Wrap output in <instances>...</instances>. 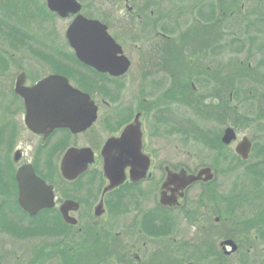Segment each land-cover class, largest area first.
I'll return each mask as SVG.
<instances>
[{
    "label": "flooded vegetation",
    "instance_id": "1",
    "mask_svg": "<svg viewBox=\"0 0 264 264\" xmlns=\"http://www.w3.org/2000/svg\"><path fill=\"white\" fill-rule=\"evenodd\" d=\"M15 1L0 0V264H264V0ZM78 17L124 73L82 61L110 53L98 31L77 52ZM125 42L148 92L127 93ZM189 94L198 116L173 117ZM167 120L184 140L162 154Z\"/></svg>",
    "mask_w": 264,
    "mask_h": 264
},
{
    "label": "water",
    "instance_id": "2",
    "mask_svg": "<svg viewBox=\"0 0 264 264\" xmlns=\"http://www.w3.org/2000/svg\"><path fill=\"white\" fill-rule=\"evenodd\" d=\"M50 1V7L54 5V0H49ZM63 6L65 7L66 10H73V11H78L79 5L76 3L75 0H65L63 3ZM99 24L94 21H86L82 17H78L76 22H74L71 27L68 30V37L75 43V45L78 47L77 52L80 53H87L89 50H98L101 41H103L105 44L108 43V50L110 53L109 60L105 61L108 63L107 66H101V60H96V59H86L82 58V61L86 64L93 65L95 68L101 71H110L114 73L115 75L118 76V74L124 73L128 69V60L121 56L118 58V64L114 63V61L111 59V56L115 53H121L120 48L114 43V41L111 39L110 36L106 35L107 33L105 31H100L99 29ZM104 30V28H103ZM97 31L101 34L100 37L102 40H97L99 39V35ZM86 46L87 49L84 47ZM83 49H82V48ZM81 56V55H80ZM76 94L78 98H85L88 99V96L85 94L80 93L79 91H76ZM69 126H79V124H67ZM232 139L230 131H226L225 135L222 138V141L224 143H229V141ZM112 178L114 177L113 174H111ZM199 177V176H198ZM196 178H191V181H194ZM117 183H114L113 185H116Z\"/></svg>",
    "mask_w": 264,
    "mask_h": 264
},
{
    "label": "rangeland",
    "instance_id": "3",
    "mask_svg": "<svg viewBox=\"0 0 264 264\" xmlns=\"http://www.w3.org/2000/svg\"><path fill=\"white\" fill-rule=\"evenodd\" d=\"M15 2H17L18 4H20V2H23L22 0H16ZM19 15V13H17ZM20 16V15H19ZM37 22V18H34ZM29 25H31V27L33 26L34 30H36L37 32L39 31L40 28V24L37 25V23H35V21H33L31 19ZM124 51L125 54H127L128 57H130V59L132 60V67L131 70L127 76V81L125 85L127 88V93L129 96L135 94L136 90L138 89V84L141 85L142 88H145L146 92H148L147 89H149V80H146L145 83H137L136 82V77H135V71H137L138 69L141 68V64H140V58L139 55L137 54L138 50L136 49V45L131 44V43H126L124 44ZM226 57L222 58V64H225L228 62L227 59H225ZM151 90V89H150ZM226 90V89H224ZM203 94H206V92H202ZM191 94V93H190ZM188 96V106L183 107L181 102H174L173 105H169V109L172 111V116L176 117V118H183V119H191L195 116H198L199 112H197V108H191V105L195 103V100H197L196 98H192L191 96ZM227 95V92H223L221 93V95ZM211 95V94H210ZM211 99V98H210ZM170 111V112H171ZM198 113V114H197ZM164 116L163 112H160L159 114H157V117L160 116ZM171 116V117H172ZM167 123V124H166ZM177 123H180L179 120L178 121H170L165 122L164 124H158L155 126V133L157 134V138H156V146L155 148L158 151L163 150L162 154L166 153V150H170L173 149V147L175 146H179L180 147V142H182L184 140V137H182L179 132L182 131L181 129V124L177 125ZM180 127V128H179ZM194 148V147H193ZM163 158V157H162Z\"/></svg>",
    "mask_w": 264,
    "mask_h": 264
}]
</instances>
